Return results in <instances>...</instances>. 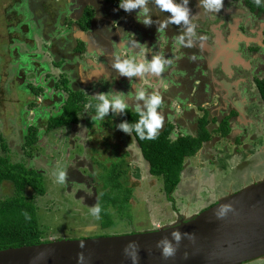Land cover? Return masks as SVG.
Here are the masks:
<instances>
[{
    "label": "rangeland",
    "instance_id": "1",
    "mask_svg": "<svg viewBox=\"0 0 264 264\" xmlns=\"http://www.w3.org/2000/svg\"><path fill=\"white\" fill-rule=\"evenodd\" d=\"M23 1L22 5V0H0V156L10 155L13 163L24 162L28 166L33 185L27 190V195L29 198H37L43 227L48 230L46 238L75 239L156 230L162 225L177 223L180 217L178 214L194 216L197 210L208 208L222 197L264 179V130L259 135L255 128L246 132L238 124V132L233 136V141L220 139L218 134L215 140L201 148L204 154L212 156L206 162L198 156L200 153L188 158L190 163L187 165V174L183 173L185 179L188 176V180L184 183L182 179L172 194L173 199L168 194L164 178L150 173L148 162L135 143L133 134H126L116 127L125 121L124 116L110 112L103 121L92 120L94 114L91 109L81 117L78 124L47 131V120L61 112L62 102L67 96V93L54 88L55 82L62 74L68 76L71 88L75 81L73 75L65 71L67 67L62 64L61 67L57 66L63 54L60 48L64 45V49H68L73 40L63 42V39L71 36L65 32L68 29H60L62 25L59 21L56 43L50 48L48 45L45 47L46 43L41 41L50 40L53 34L50 39H46V30L42 34L47 19L45 22L40 15L45 8L49 13L48 24H51L53 19L50 14L56 16L58 4L62 5L66 0ZM66 17L65 14L60 18L63 25L67 21ZM173 57L169 58L171 65L164 70L163 79L169 85L177 79L176 74L181 72L179 67L176 71ZM61 71L65 73L56 74ZM248 73L252 76L254 71ZM143 83L146 85V82ZM135 84L139 87L141 82L136 79ZM111 88V85H104V91ZM126 88L129 94L134 93L130 91V84ZM121 94H125V91H121ZM62 97L63 100L59 101ZM234 100L236 105L237 99ZM262 106L260 116L264 124L263 103ZM238 108L248 112L243 107ZM250 118L254 117L251 115ZM31 125L38 126L39 140L26 147V135ZM215 126L210 124L209 127L214 129ZM4 142L10 151L4 150ZM121 160H124V164ZM112 162H120L127 172L125 187L133 189L129 207L116 205V201L121 198L120 191L114 189L113 192L109 185L114 177L110 176L113 172L109 171L107 165ZM190 166L197 169L196 176L192 174ZM60 169L67 172L63 184L57 182L55 175ZM71 170L80 172V176L74 174L79 179L83 176L89 180L94 177L98 192L92 193L89 195L92 197L86 200L79 198L78 192L84 185L70 180L68 173ZM191 188L196 190L194 195L191 194ZM101 192H106L108 198L100 197ZM11 193L12 183L3 182L0 197ZM115 195L117 198L113 200ZM96 205L102 209L100 219L91 215L90 210ZM106 209L114 220L108 228H103L102 216ZM245 264H264V258Z\"/></svg>",
    "mask_w": 264,
    "mask_h": 264
},
{
    "label": "flooded vegetation",
    "instance_id": "2",
    "mask_svg": "<svg viewBox=\"0 0 264 264\" xmlns=\"http://www.w3.org/2000/svg\"><path fill=\"white\" fill-rule=\"evenodd\" d=\"M75 3L77 4V8L82 9L81 14L84 15L85 11L91 8L94 10V15L98 14L97 16H101L102 12L107 16L110 15L111 22L119 21L120 16L122 21V15L125 16L126 14L129 17L127 20L136 18L135 11L132 12L135 13L134 16L130 15L132 13H126L123 9L118 8L119 0H75ZM150 7L153 8V19L157 23L167 18V14L160 13L154 5H150ZM190 7L192 10V23L196 25V38L193 47H183L179 44L177 37L183 33L184 28L175 24H169L163 32H157L155 24L151 27H145L142 23L133 19L136 32L133 35L127 32L124 34L127 40L124 44L126 54L133 55L134 53H139L150 59L151 56L163 53L168 60L174 56L176 71L181 68V72H178L179 75L176 76V80H173L172 85L164 81V72L159 77L153 78L149 77L146 73L143 79L138 80L141 82L140 86L135 85V88L156 92L163 98V104L160 109L163 116V126L158 130V133L165 131L169 124H171L174 127L171 129L172 136L174 135L177 138L188 136L189 134H186L188 132V120L194 117L195 108L200 107L206 115H203L202 118L210 120L211 115L208 113H210V109L212 111L215 109V114L219 121L216 128L209 129L211 138L204 141L203 146L215 140L214 137L218 136V134H220V139L227 138L233 141V136H236L238 132L236 124L239 127L242 126V129H245L246 132L255 128L259 135L263 134L264 124L261 123L262 116L260 115H262V103L264 105V101L262 102L263 99L257 80L264 78V75H262V72H264V9L262 10V7H257L254 4V0H224V7L218 13L206 14L199 7L198 0H191ZM63 12L62 5L58 4L56 16H51V18L53 20L58 17L63 18ZM234 28H237V34L232 36ZM93 31L95 32L93 43L99 41L101 43L104 40L112 39L109 36L104 39L106 31L108 34L112 32L108 26L104 30L102 23H97L96 20L94 21ZM101 31L103 32L99 33ZM221 35L224 37L222 44L226 45L228 43L232 49L235 45L236 47L233 49V54H229V61L227 60V63H225V60L223 61L221 55V60L217 64H210L209 57L211 53L207 50H202L201 47L208 44L210 50L216 48L218 44L217 39ZM238 39L240 41L237 45ZM137 41L144 44L136 47ZM108 43L113 44L112 40ZM119 52L124 53L120 50ZM192 55L197 57L195 61L190 59ZM217 55H220L219 50H217ZM225 64L229 66L227 67ZM250 71H254L252 76L248 75ZM224 79L235 82L231 89L232 92L227 97L220 94L219 81ZM143 82H146V85ZM122 83H114L112 85L114 87L112 88H115V85H117L119 89L121 88L126 93L128 89L126 88L127 85H123ZM135 88L132 86L130 91H135ZM208 92L210 96L206 94ZM214 95H216L215 99L213 98ZM234 98L237 99V106L234 104ZM210 102H213L211 107L208 105L204 106ZM238 107H243L248 112L246 111L247 113H245ZM131 109L134 111L132 107ZM243 115H247V117ZM251 115L254 118H250ZM255 118L256 121H254ZM226 119L229 120L231 131L228 136L223 137L216 130L219 129ZM250 120L251 122H248ZM180 123H182V127L179 129ZM243 125H246V128H243ZM214 133H217V135H214ZM198 135L199 133L192 136L198 137ZM241 139L239 140L241 141ZM78 172V170L69 171V178L74 183L84 185V188L79 190L78 195L79 198H85L86 200V198L92 197L89 195L98 192L94 185L96 179L92 177L90 181L87 177L83 178V175L79 179L74 175L80 176ZM194 193L196 191L193 192L191 190V194L194 195ZM178 216H180L178 221L183 218L192 217L184 216L183 214H178Z\"/></svg>",
    "mask_w": 264,
    "mask_h": 264
},
{
    "label": "water",
    "instance_id": "3",
    "mask_svg": "<svg viewBox=\"0 0 264 264\" xmlns=\"http://www.w3.org/2000/svg\"><path fill=\"white\" fill-rule=\"evenodd\" d=\"M233 211L223 218L222 205ZM194 239H183L174 258L163 260L156 241L172 229L75 239H53L39 244L0 250V264H131L123 254L129 241L140 245L139 264H245L264 258V179L222 197L218 202L173 224ZM83 244V247H81Z\"/></svg>",
    "mask_w": 264,
    "mask_h": 264
},
{
    "label": "trees",
    "instance_id": "4",
    "mask_svg": "<svg viewBox=\"0 0 264 264\" xmlns=\"http://www.w3.org/2000/svg\"><path fill=\"white\" fill-rule=\"evenodd\" d=\"M21 4H24L23 0ZM263 9L264 6H262V10ZM93 15L94 10L88 8L83 17L77 20L78 24L82 27L88 28L90 23L92 24ZM56 22L57 19H54L52 21L53 24H48V30L45 32L46 39H49L54 33V30L51 28L56 26ZM47 45L48 44H45V47ZM80 49L82 50L81 47ZM69 82L67 75L62 74L60 79L54 84L55 89L67 93V96L62 102L61 112L47 120V131L73 126L80 122L81 117L87 111L92 109L93 112H95V101L84 91L72 89ZM257 84L264 101V78L258 79ZM61 100H63V97L59 98V101ZM89 105H93V107H89ZM124 118L130 124L135 123L139 119L137 113L133 110H128V112L124 114ZM228 121L229 120L226 119L219 129L216 130L220 132L223 137L228 136L231 131V126ZM207 123L208 122L205 118L203 124H200L201 129L198 137L188 135L179 138H172L171 129L174 127L171 124H169L165 131L158 133L157 138L154 140H140L136 134L133 133L134 139H136L144 159L148 162L150 173L164 178L166 189H168V194L172 199L174 190L178 189V186L182 181V171L186 166V160L197 154L203 147V142L211 138V133L206 127ZM28 130V134L26 135V147L34 145L39 140L38 126L31 125ZM236 144H238V142ZM3 147L5 151H10L6 142H4ZM121 163L124 164V160H121ZM121 163L112 162L107 165L109 171L113 172L110 176L114 177L110 180L109 185L113 192H115V190L120 191L119 197L121 199L120 201H116V205L118 207H129L131 206L130 202L133 198V189H131V187L130 189H127L125 187V174L127 172L123 170V164L121 165ZM6 181L12 183V193L0 197V250L9 247L39 244L41 242L52 240L46 238L48 230L46 227H43L42 215L39 211L40 207L37 203V198H29L27 195V190L33 185L28 166L24 164V162L13 163L10 155H1L0 186ZM111 185L114 188H112ZM109 195L110 194L108 193V196ZM104 196L107 197L106 192H101L100 197L104 198ZM116 198L117 195L112 199L114 200ZM204 209L197 210V213ZM25 210L29 213L30 219H26L23 215ZM101 215L102 213H100V218ZM103 215V228H108L113 223L114 219H112V216L107 209L103 211Z\"/></svg>",
    "mask_w": 264,
    "mask_h": 264
},
{
    "label": "clouds",
    "instance_id": "5",
    "mask_svg": "<svg viewBox=\"0 0 264 264\" xmlns=\"http://www.w3.org/2000/svg\"><path fill=\"white\" fill-rule=\"evenodd\" d=\"M191 0H119L118 8L123 9L126 13L136 12V20L142 23L145 27H151L153 24L157 26V32H163L169 24L182 26L184 31L177 37L179 44L183 47H193L196 38V25L192 23V10L190 7ZM199 7L207 13H218L224 7V0H198ZM257 7L264 6V0H254ZM154 5L160 13H166L167 18L157 23L153 19ZM120 43H123L120 40ZM137 41L136 47L143 45ZM195 61L197 57L192 55L190 57ZM171 61L166 59L163 53L151 56L149 59L146 56L134 53L130 56L113 55L112 68L119 73V76H125L130 79L136 77L143 79L147 73L151 77H159L164 72L165 68L171 65ZM95 101L94 115L92 120L103 121L109 113L124 115L128 109L132 107L137 113L139 119L135 123L128 121L120 122L116 127L124 133L132 135L133 133L140 140H154L158 136V130L163 126V116L160 111L163 104V98L156 92H149L135 88L134 93L121 94V91L109 89L107 92H98L93 95ZM133 103L130 105L129 101ZM93 107V105H89ZM57 182L63 184L67 179V172L64 169L58 170L56 173ZM91 215L96 219H100L102 211L99 205L91 208ZM233 211L231 205H222L216 212L217 218H223L229 212ZM23 215L26 219H30L29 213L25 210ZM165 229L171 228V239L168 235L162 236L156 241V248L161 250V258L168 260L174 258L180 248L183 239H194V235L186 232H181L178 227L173 224L162 225ZM83 247V244H81ZM123 254L130 259L131 264H139L140 259V245L136 241H129L124 248ZM81 264H83V256L79 257Z\"/></svg>",
    "mask_w": 264,
    "mask_h": 264
},
{
    "label": "crops",
    "instance_id": "6",
    "mask_svg": "<svg viewBox=\"0 0 264 264\" xmlns=\"http://www.w3.org/2000/svg\"><path fill=\"white\" fill-rule=\"evenodd\" d=\"M41 6H42V4H41ZM66 6H68V8H67V10H64V8ZM100 6H102V5H100ZM62 8L64 10L63 16L65 14L67 16L66 17L67 21H65V23H64L65 25L62 24L61 19H60L61 17L60 18L58 17L57 18L58 21L56 23V26L51 28L54 30L52 38L51 39L49 38L50 40H42L41 39L42 40L41 42L48 44V46L50 45L48 47V48H50L51 45L56 43V41L58 39L57 38V35H58L57 26L59 27L61 24L62 26L60 27V29L64 28V31L66 29H68V31H65V32L66 33L68 32L69 36H71V37L69 39H63V42L67 41V40H70V41L73 40V41L70 44L68 49H64V45H62V48H60V50L63 51V54L61 57V61H57V66L61 67V64H62V66L67 67V69L65 71H67L69 75H73L72 77L75 79V81H73L74 89L84 91L85 93H87V95L89 97H91L93 99L94 94H96L98 92H107L106 89L104 91V85L105 84H108L109 86L111 85V87H114V86H112V85H114V83L117 84L119 82L120 83L123 82L122 83L123 85H129L130 79L128 77H125V76H119V73H117L112 68V58H113L114 54L125 56V57L131 55L129 53L126 54V51H125L126 49L124 48V44L127 42V40H126L124 34H126V32H127V33H130L131 35H133L134 32H136L134 25H133V19L136 20V18H133L131 20H127V18H129V17H128V14H126L125 16L122 15V21H121V16H120L119 21L111 22L110 21L111 16L109 14H108L109 16H107L106 14H104L102 12L103 14L101 13V16H97L98 14L93 15L92 24L90 23L89 27L85 28V27H82L78 24L77 20L80 19L83 14H81L82 9L77 8V4L75 3V0L63 1L62 2ZM94 9H95V7H94ZM75 12H78V13L75 14ZM41 13H42V15H40V16H41L42 20H44L46 22V19H47L49 13L46 11L45 8L43 10H41ZM50 15L52 16V14H50ZM95 20L97 21V23H100V22L102 23L104 30L108 26L109 30L112 32L111 34H108V32L106 31V33L104 34V39L107 36L112 37V39L104 40L105 43L104 42L99 43L100 41L97 43H93V39H94V35H95V32L93 31V27H94V21ZM59 21H60V24L58 25ZM51 24H53V23H51ZM44 30H48V19L46 22V26L43 24V30L41 31L42 34H43ZM233 31H234V34H232V36H235V34H237V32H236L237 28H234ZM102 32L103 31H101L99 33H102ZM113 39H115V40H113ZM111 40H112L113 44L108 43V42H111ZM120 40L123 43H120ZM217 41H218V44H217L216 48H212V50H210L209 45L206 44L205 46H202L201 49L207 50L209 53H211V56L209 57L210 64H217L221 60L220 59L221 55H222L223 61L225 60L226 61L225 63H227V60L229 59V54H231L233 52V49L236 47V45L232 49V47L228 43H226V45L222 44V41H224V37L222 35L219 36ZM239 41H240V39H238L237 45L239 44ZM44 46H45V44H44ZM80 47L82 48V50L80 49ZM119 50L123 51L124 53H120ZM217 50H219L220 55H217ZM226 66L228 67L229 65H226ZM65 71H61L60 73L56 72V74L60 75L61 73H65ZM178 75L179 74L177 73L176 76H178ZM136 79L140 80L139 78L133 77L132 83L134 86L136 85L135 84ZM219 83H220L219 87L221 89L220 94L222 96H226V97L229 96L230 93L232 92L231 89L233 88L232 86L235 84V82L226 81V79H224L222 81H219ZM111 89L123 92V90L121 88L119 89V87H117V85H115V88H111ZM126 93H128V90ZM206 94H208V96H210L209 92ZM217 94H219V93L217 92ZM215 96L216 95H214V97H213L214 99H215ZM132 103L133 102L130 100L129 104L131 105ZM207 105L209 107H211L213 105V103L210 102L209 104L207 103L204 106H207ZM128 110H132L131 107ZM93 114H94V112H93ZM208 114L211 115L210 120L206 119L208 122L206 127L209 130L210 124H212V127H213V125L214 126L217 125L219 123V121H218V118L216 117L215 109L213 111H212V109H210V113H208ZM203 115L206 116L205 114H203V110H201L200 107L195 108V111L193 114L194 117H192L191 120H188V132L186 134L197 135L200 132V129H201L200 124H203V119H204V118H202ZM247 115L246 116L243 115V116L247 117ZM122 116H124V115H122ZM248 122H251V120ZM180 127H182V123L179 124V129H180ZM215 128H216V126H215ZM179 129H178V131H179ZM176 135H178V133H176ZM172 138H177V137L173 135ZM135 143H136V141H135ZM198 153H200V154H198ZM198 153H197L198 156L202 157V159H205L204 162H206V159H208V157H212L211 154H204L202 151H199ZM189 163H190L189 159L186 160V166H185L184 170L182 171V179L184 180V183H185V181L188 180V176L185 179L184 174H187V170L189 167L187 165ZM202 169L205 170V168H202ZM190 170H191L192 174H194V176H196L197 169L195 170V168L193 166H190ZM201 176H203V175L201 174ZM191 189H192V191L195 190L193 188H191Z\"/></svg>",
    "mask_w": 264,
    "mask_h": 264
}]
</instances>
